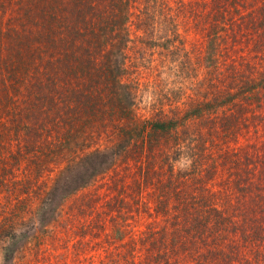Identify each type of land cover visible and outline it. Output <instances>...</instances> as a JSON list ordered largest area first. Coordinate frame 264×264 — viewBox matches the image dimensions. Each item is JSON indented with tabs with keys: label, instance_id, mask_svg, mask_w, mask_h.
I'll list each match as a JSON object with an SVG mask.
<instances>
[{
	"label": "rangeland",
	"instance_id": "374dc122",
	"mask_svg": "<svg viewBox=\"0 0 264 264\" xmlns=\"http://www.w3.org/2000/svg\"><path fill=\"white\" fill-rule=\"evenodd\" d=\"M40 1L0 0V264H258L264 0H118L128 34L93 54L117 71V114L84 121L55 92L46 129L27 103L48 81L1 45L38 39Z\"/></svg>",
	"mask_w": 264,
	"mask_h": 264
},
{
	"label": "trees",
	"instance_id": "16d2710c",
	"mask_svg": "<svg viewBox=\"0 0 264 264\" xmlns=\"http://www.w3.org/2000/svg\"><path fill=\"white\" fill-rule=\"evenodd\" d=\"M64 2V9L58 8L61 4L59 0H55L58 7L52 4L51 0H41L40 4L36 5L41 6V31L40 34L33 35L39 40L33 36L31 38L32 34H23L26 36H21L19 45L14 35H6L1 42L3 49H9L6 63L11 68H18L20 72L28 74L27 68L33 65L38 70V76L43 74L44 79L49 83L46 85L39 80L40 87L32 94L34 99L27 103V109H33L32 113L29 112L30 115L27 114L34 120L33 125L39 123L44 126V129L51 118L43 117L42 112L53 101L51 94L55 92L64 94L67 97L71 115H82L84 121H88L84 116L86 112L98 115L97 118L107 116L112 118L121 105L116 90L119 80L117 71L110 65L109 60L95 62L93 54L99 49V40L103 36H115L121 30L128 34L129 9L124 11L121 8L118 9V0H67ZM48 13L50 16L46 15ZM1 36L4 38L5 34ZM17 54L18 57H16ZM54 114L62 119H69L68 114L61 116L62 113L59 110H56ZM25 125L24 123L21 124L22 127L18 125L21 130L20 138L27 129H23ZM156 127L165 130L166 126L164 123H157ZM54 143L56 144V141L36 145L41 148ZM58 143H64L60 136ZM99 164L98 161L93 162L94 170L90 174L98 171ZM262 234L253 226H250L247 233L248 242L256 239L259 241L255 243L257 247L255 246L256 248L252 250L255 258L253 262L258 264L264 263ZM245 261H248V257Z\"/></svg>",
	"mask_w": 264,
	"mask_h": 264
}]
</instances>
